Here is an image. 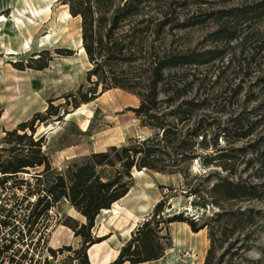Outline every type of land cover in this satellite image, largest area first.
<instances>
[{
    "label": "rangeland",
    "instance_id": "374dc122",
    "mask_svg": "<svg viewBox=\"0 0 264 264\" xmlns=\"http://www.w3.org/2000/svg\"><path fill=\"white\" fill-rule=\"evenodd\" d=\"M66 1L70 0H0V18L4 15L8 19L0 22V149L12 147L6 142L7 131L41 113L48 118L36 121L35 139L45 135L43 150L49 154L52 166L59 169L74 157L122 146L135 138L154 137L158 132L142 123L133 110L140 105L137 95L121 88L106 93L108 90L104 92L101 85L97 87L93 82L96 77L88 78L93 64L87 53H79L83 44V16L65 17L67 12L71 14ZM124 1L104 0L95 13L93 29L105 35L116 6ZM49 4L51 12L47 13L44 9ZM35 8L41 13L33 15ZM145 12L156 18L171 12L174 17L172 29L168 26L165 36L158 38L150 34L147 42L161 50L188 53L205 61L170 71L172 83L186 87L182 100L202 104L191 113L189 120L178 124L179 137L190 138L199 127L200 134L190 139L200 142L205 137L206 146H196L197 153L216 154L215 150L220 149L236 156L228 160L227 169L221 166L220 160L203 165L197 158L182 163L183 173L134 168V185L128 196L119 201L121 213L101 212L96 218L91 232L101 245L92 252L98 248L101 254L117 250L111 262L115 260L135 228L127 235L125 230L133 222L138 225L147 219L156 203L164 198L171 203L165 209L169 215L183 212L192 219L199 215L210 217L221 210L217 205L204 208L194 206L192 201L198 202L200 196L210 199L207 191L212 184L228 178L256 186L260 196L220 202L224 210L245 209L246 214L252 210L257 219L256 224H246L244 231L229 239L225 249L232 245L231 251H237L240 243H247L245 252L237 251L243 255L240 264H264V0H154L146 5ZM15 16L21 17L24 23H17ZM101 17L105 19L102 24L98 21ZM128 23L122 25L116 36L130 29L132 24ZM104 41L108 40L104 38ZM59 48L74 51L68 55L65 50L58 53ZM139 63H135V68ZM166 97L160 95L162 100ZM84 98L90 100L84 101ZM84 103H90L88 110L94 112L87 131L82 130L78 115L73 113L69 118L65 115ZM178 104L164 103L159 114L169 113ZM88 110L81 117L87 116ZM54 112L58 115L50 114ZM41 126L43 130H39ZM249 130H252L249 136L241 137ZM170 152L171 160L178 159ZM42 169L43 166L29 168L28 172L6 176L5 182L2 181L4 174L0 173V212L2 208L4 214L7 210L13 212L8 233L11 237L15 234L17 243L5 255L6 264L79 263L74 250L81 247L82 238L75 235L70 225L85 223L86 218L69 200L57 202L35 222L31 217L32 211L36 207L43 209L48 200L43 187L40 195L35 191L44 184L46 176L39 181L34 177ZM20 180L25 181L22 186L17 185ZM191 189H197V195H191ZM39 196L44 199L37 206ZM125 210L132 212L130 218L124 217ZM17 227L25 229L18 239L16 232L12 233ZM168 232L171 247H167L164 256L138 264H204L210 247L207 228L194 232L187 222H173ZM238 235L236 244L234 239ZM24 248L26 258L21 256ZM88 251V259L93 264ZM222 251H217V257ZM231 253L225 260L230 259Z\"/></svg>",
    "mask_w": 264,
    "mask_h": 264
},
{
    "label": "trees",
    "instance_id": "16d2710c",
    "mask_svg": "<svg viewBox=\"0 0 264 264\" xmlns=\"http://www.w3.org/2000/svg\"><path fill=\"white\" fill-rule=\"evenodd\" d=\"M154 0H125L122 5H117L110 21L107 33L102 35L94 30L95 13L104 4V0H77L66 1L70 5L71 15L83 16V46L89 61L93 64L88 71V78L96 77L93 81L97 87L102 86L103 91L113 88H121L134 93L140 98V105L133 110L142 119V123L150 125L158 130L154 137L135 138L122 146H111L105 151H93L69 159L61 169L53 167L49 154L43 150L46 142L45 135L35 139V123L38 119L46 120L48 117L36 113L34 118L21 122L13 130L7 131L6 142L12 147L0 149V173L6 176H16L19 172H28L29 168L42 167L34 176L37 180L45 177L44 184L35 189L40 195L41 187L44 188V197L48 198L45 207L32 211L33 222L62 199L70 201L72 206L86 218L85 223L70 225L75 235L82 238L80 248L74 250L80 258L76 264H91L87 250L99 240L95 239L91 229L95 226L98 215L104 209H110L115 202L125 197L134 185L132 171L151 169L159 172H185L182 163L190 162L197 158L203 165H209L215 160H220L221 166L227 169L228 160H233V152L197 153L196 146H206V139L195 141L200 134L197 127L190 138H180L178 124H182L191 118V113L200 109L201 103L194 100L183 101L186 87H179L178 83H172L170 71L177 67L199 64L205 61L192 57L188 53H176L167 49L161 50L148 41L150 34L165 36L166 28L172 29L174 17L171 12H164L163 17L147 16L145 7ZM104 17L98 18L100 24ZM128 25L130 29L123 31L119 36L116 32L122 25ZM131 23V24H130ZM104 38L108 41L105 42ZM137 40L140 43H137ZM65 50L68 55L73 54L72 49H57L58 53ZM140 61L138 68L135 63ZM120 65L127 66L119 67ZM134 67V68H132ZM167 97L162 100L160 95ZM90 99L84 98V101ZM182 101V102H181ZM179 104L169 113L159 114L164 103L173 106ZM79 105L76 103V107ZM51 105L47 110L49 112ZM58 115V112L50 113ZM173 118L175 121H172ZM28 130L31 133H28ZM22 131V132H21ZM200 131V132H199ZM252 130L242 133L245 138ZM27 144V145H25ZM178 159L171 160V152ZM8 151L9 154L4 152ZM186 176V175H185ZM25 181L20 180L17 185L22 186ZM256 186L248 185L241 181L222 178L212 184L206 197L200 196L202 201H192L194 206L217 205L221 210L213 212L210 217H198L192 219L184 216L183 212L169 215L167 208L171 207L168 198L156 203L150 216L140 222L132 231V237L120 249L119 255L110 264L144 263L160 259L164 256L167 247H171L169 236V224L173 222H187L194 232L208 229L210 247L204 264H240L243 255L238 250L244 251V244L238 245L237 251H231L230 245L225 249V244L233 238L237 232L245 230L246 224H256V216L252 210L246 214V210H224L222 200L254 199L260 196L255 190ZM191 195H197L198 191L190 190ZM45 198V199H46ZM44 198L38 197V204ZM210 200V202H209ZM12 211L7 217L12 219ZM228 216V217H227ZM4 223L9 221L6 219ZM249 235H245L244 238ZM240 236L235 237L237 244ZM223 251L217 257V251ZM248 249V248H247ZM246 250V249H245ZM52 252H54L52 250ZM231 253L229 260L226 255ZM235 255H238L235 261Z\"/></svg>",
    "mask_w": 264,
    "mask_h": 264
},
{
    "label": "bare ground",
    "instance_id": "6f19581e",
    "mask_svg": "<svg viewBox=\"0 0 264 264\" xmlns=\"http://www.w3.org/2000/svg\"><path fill=\"white\" fill-rule=\"evenodd\" d=\"M50 3V2H49ZM32 8V7H31ZM45 10V12H47V13H50L51 12V5L49 4L47 7H46V9H44ZM32 13H33V15H37V14H39V13H41L38 9H32ZM65 17H67V18H70L71 17V14L69 13V12H67L66 13V15H65ZM30 19H32V18H30ZM8 19H7V17L6 16H1V18H0V22H4V21H7ZM15 20H16V22L17 23H24L23 22V20H22V18L21 17H19V16H15ZM31 21H34V20H31ZM0 30H1V26H0ZM27 46H29V43L27 42ZM79 53H85L86 54V52H85V49H84V46H83V44L81 43V47H80V49H79ZM112 90H119V88H114V89H111V90H108L106 93H109V92H111ZM91 103V102H90ZM90 103H84V104H82L78 109H76V110H74V112H72V113H68L67 114V116L66 117H71L72 115H78L79 116V118H80V124H81V128H82V130H84V131H87L88 129H89V127H90V122H91V118L94 116V112H93V110H88V105L90 104ZM87 110H88V115L87 116H83V117H81V115H84V113H86L87 112ZM74 113V114H73ZM44 129V126H41V128L39 129V130H43ZM139 173L140 172H142V171H138ZM136 174H137V172H136ZM128 196V194L125 196V197H123L122 199H120L119 201H121V200H123L124 198H126ZM119 201L118 202H115L113 205H112V207H111V209H104L102 212H108V211H114V213L116 214V215H118L119 213H121V210L123 209V208H121L120 207V205H119ZM130 216H132V212L131 211H126L125 210V216L124 217H126V218H130ZM136 225H137V223L136 222H133L128 228H127V230H125V232H124V234L125 235H127V234H130V232L136 227ZM184 225H186L187 227H188V225L187 224H184ZM101 245V243H95L90 249H89V256H90V258H91V261H92V263L93 264H95V262L96 261H99V264H109L110 262H111V258H112V256H113V254H115L116 252H117V250H113V252L111 253V252H106V253H104V254H101V251H100V249L98 248L97 249V251H95V252H92V250L93 249H95V248H97V247H99ZM108 245V244H107Z\"/></svg>",
    "mask_w": 264,
    "mask_h": 264
},
{
    "label": "built area",
    "instance_id": "2783aa9c",
    "mask_svg": "<svg viewBox=\"0 0 264 264\" xmlns=\"http://www.w3.org/2000/svg\"><path fill=\"white\" fill-rule=\"evenodd\" d=\"M4 211L5 209H1V212H0V264H6V254L13 251L14 248L16 247L17 243H15V239H14V236L11 237L10 234L8 233V228L11 227V220L10 218H8L6 215L8 213V210H7V213L4 214ZM7 220L9 221V223L5 224L4 223V220ZM25 229H21L20 227H17V230L15 231L14 229L12 230V233L13 232H16V235L18 236V238H20L22 232H25L23 231ZM23 248V247H22ZM19 251V250H18ZM21 252V251H20ZM21 256L23 258H26L27 257V252H26V249L24 248L23 251L21 252ZM15 257V256H14ZM13 261H15V259L13 258L12 259ZM22 261V260H21ZM26 261V260H24ZM9 262V260L7 261V263ZM25 263V262H24Z\"/></svg>",
    "mask_w": 264,
    "mask_h": 264
},
{
    "label": "water",
    "instance_id": "95a60500",
    "mask_svg": "<svg viewBox=\"0 0 264 264\" xmlns=\"http://www.w3.org/2000/svg\"><path fill=\"white\" fill-rule=\"evenodd\" d=\"M74 110H75V108H74ZM65 115H67V113Z\"/></svg>",
    "mask_w": 264,
    "mask_h": 264
}]
</instances>
